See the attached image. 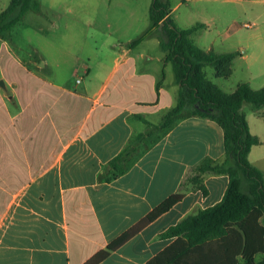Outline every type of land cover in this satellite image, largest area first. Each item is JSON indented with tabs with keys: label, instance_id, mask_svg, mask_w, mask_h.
<instances>
[{
	"label": "crops",
	"instance_id": "0c3cea01",
	"mask_svg": "<svg viewBox=\"0 0 264 264\" xmlns=\"http://www.w3.org/2000/svg\"><path fill=\"white\" fill-rule=\"evenodd\" d=\"M109 57L99 81L90 66L75 65L91 79L73 85L47 75L41 60L21 74L0 55V264H83L177 192L189 167L224 160L218 123L182 116L142 140L125 173L101 181L104 166L146 131L144 120L159 123L179 93L175 75L164 83L165 53L160 71L133 48ZM205 183L207 196L188 192L100 264H146L173 241L162 232L223 198L228 177L209 174Z\"/></svg>",
	"mask_w": 264,
	"mask_h": 264
},
{
	"label": "trees",
	"instance_id": "16d2710c",
	"mask_svg": "<svg viewBox=\"0 0 264 264\" xmlns=\"http://www.w3.org/2000/svg\"><path fill=\"white\" fill-rule=\"evenodd\" d=\"M171 6L170 0H153L146 33L160 34L165 63L172 64L179 86L177 103L157 124L141 118L146 123V131L110 160L99 178L110 181L125 173L137 151L135 147L156 131L170 129L182 116L217 122L223 129L225 158L219 161L206 156L189 167L177 192L83 264L105 261L113 251L181 202L188 192L200 191L207 196L205 176L209 174L228 177L223 198L162 232L160 238L173 241L146 264H264V173L250 160L252 148L262 144V140L251 131L243 111L245 103L256 110L264 107V86L254 90L250 84L241 83L234 92H223L207 77L205 67L212 66L216 77L228 78L237 53L220 54L198 46L191 35L206 27L205 24L181 28L172 17ZM29 11L39 12L40 2L10 0L8 7L0 12V42L12 39L14 27L24 21ZM138 43V39L134 40L130 46Z\"/></svg>",
	"mask_w": 264,
	"mask_h": 264
},
{
	"label": "rangeland",
	"instance_id": "374dc122",
	"mask_svg": "<svg viewBox=\"0 0 264 264\" xmlns=\"http://www.w3.org/2000/svg\"><path fill=\"white\" fill-rule=\"evenodd\" d=\"M38 1L40 11H29L24 21L14 27L12 39L0 49L3 61L19 73L24 69L29 73L38 71L37 63L41 60L40 65L48 64L47 75L67 78L74 85L78 78H84L85 82L91 79L84 76L83 69L72 70L81 64L90 66L91 76H99V81L112 64L109 53L122 47L153 57L149 65L154 71L163 68L160 59L165 52L160 47V34L146 33L153 0ZM9 3L10 0H0V12ZM170 3L178 26L187 29L197 23L205 24L206 27L191 35L198 46L220 54L237 53L228 78L216 77L212 66L205 67L207 77L223 92L230 94L241 83L250 84L254 90L264 86V0H170ZM137 39L139 43L130 47ZM245 51L258 56L246 61L242 58ZM101 58L105 59V65L100 64ZM1 70L2 67L0 73ZM164 70V83L171 84L172 64L167 63ZM243 111L251 131L262 140V144L252 148L250 160L264 173V107L256 110L245 103Z\"/></svg>",
	"mask_w": 264,
	"mask_h": 264
},
{
	"label": "water",
	"instance_id": "95a60500",
	"mask_svg": "<svg viewBox=\"0 0 264 264\" xmlns=\"http://www.w3.org/2000/svg\"><path fill=\"white\" fill-rule=\"evenodd\" d=\"M0 85H1L2 87H5V83H4L3 80H0Z\"/></svg>",
	"mask_w": 264,
	"mask_h": 264
},
{
	"label": "built area",
	"instance_id": "2783aa9c",
	"mask_svg": "<svg viewBox=\"0 0 264 264\" xmlns=\"http://www.w3.org/2000/svg\"><path fill=\"white\" fill-rule=\"evenodd\" d=\"M248 26H250V25H248Z\"/></svg>",
	"mask_w": 264,
	"mask_h": 264
}]
</instances>
